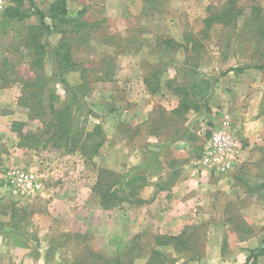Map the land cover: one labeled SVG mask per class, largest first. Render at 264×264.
Masks as SVG:
<instances>
[{
	"label": "rangeland",
	"instance_id": "1",
	"mask_svg": "<svg viewBox=\"0 0 264 264\" xmlns=\"http://www.w3.org/2000/svg\"><path fill=\"white\" fill-rule=\"evenodd\" d=\"M35 1L40 9L47 11L54 0ZM68 3L72 14L85 10L82 17L90 24L87 30L78 34L79 39L72 46L75 58L88 69L85 74L88 77L86 100L91 109L98 113V117L89 119L88 127L102 123L109 135L113 131L111 114L115 107V87L131 82L135 84L142 73L145 75L144 69L147 71L166 66L163 83L168 76H172L177 77L178 84L190 87L195 79L205 78L214 84L216 92H222L223 72L229 67L264 65V0H159L156 9L150 8L144 0H68ZM229 6L239 9L234 20L227 24L217 21L210 29H206L207 17L213 13H221ZM3 11L4 9H0V69L6 57L4 68L7 69V74L4 82L0 78V103L6 101L7 105H14L17 102L16 108L25 121L24 130H35L40 122L30 120L27 109L19 105L23 94V80L33 77L29 67L30 50L19 37L28 33V28L23 24L13 25L4 20ZM60 37L59 34H54L49 37V41L55 45ZM191 38L198 42L194 48L191 45L187 50L186 46ZM17 39L18 45L14 46ZM164 39H173L180 45L176 52L171 53L175 57L174 62L169 58L166 45L161 44ZM113 64L114 72L116 69L127 70L120 74V83L116 82V75H112L107 81L99 80L102 70H111ZM46 70L50 74L51 66L47 65ZM83 74L81 71H72L68 79L73 85L79 86L84 81ZM57 89L64 98L62 85L57 84ZM121 93L123 94V90ZM211 98L212 96L210 102ZM210 102L207 101L206 107H209ZM206 107L197 113V118L206 114ZM222 110L224 109L220 107L218 114H222ZM224 113L222 119L227 114ZM210 129L208 128L209 133ZM110 154L111 152L105 153L101 163L114 171H123L125 167H121L119 161V164L113 163ZM256 165L261 167L252 173L257 178L240 187L241 195L228 204L224 201L216 205L217 211H222L223 215L217 213L219 216L215 219H200L185 228L187 231L184 238L191 236L188 248H176L175 244L158 246L157 235L150 232L135 238L111 237L106 234L107 237L103 234L107 231L106 226L102 224L96 228L99 231L96 236V233L93 234L94 230H89L86 234H64L59 229L52 231L44 226L40 227V222L47 223V220H35L34 223L32 219L39 209L31 205L29 209L17 208L16 216H13L16 211L8 204V215H4L5 205H1L0 225L5 226L7 233L13 235L12 229L17 226L18 229L23 227L21 230L26 231L27 227L32 230L26 231L28 236L23 234V238L19 237V240H26L30 248L1 249L0 264H105L103 260L91 256L90 250L110 258L120 257L122 264H147L150 257L155 258L151 264H188L192 261L189 258L193 256L195 259H206L208 252L201 251L200 245L207 243L224 245L233 239V242L247 240L254 245L257 243L264 246V187H261L264 184V156ZM0 197L6 198V201H14L10 191L3 186L0 187ZM15 201L22 202L17 199ZM40 212H43L41 208ZM157 247H162V250H158L159 256L154 254ZM39 248L42 250L38 251ZM113 264H117L116 261Z\"/></svg>",
	"mask_w": 264,
	"mask_h": 264
},
{
	"label": "crops",
	"instance_id": "2",
	"mask_svg": "<svg viewBox=\"0 0 264 264\" xmlns=\"http://www.w3.org/2000/svg\"><path fill=\"white\" fill-rule=\"evenodd\" d=\"M125 71L115 70L118 84L120 74ZM127 84L115 87V107L111 114L113 131L109 135L105 129V145L92 161L78 151H35L21 147L19 134L12 127L14 122L24 121L16 108L17 102L7 105L6 101H1L0 177L1 170L13 164L47 173L45 189L36 199L18 203L15 198L14 201H6V198L0 197V206L5 205L2 206L4 215L9 212L7 204L16 212L17 208L29 209L31 205L39 209L32 219L34 223L35 220H47V223L40 222V227L52 231L59 229L64 234H86L94 230L96 236L99 235L96 228L102 224L107 229L103 234L111 237L135 238L147 232L157 236H179L200 219H215L219 216L217 213L223 215L222 211H217L216 205L224 201L226 204L232 202L241 195L239 189L242 185L257 178L252 173L261 169L256 164L264 156V70L251 68L224 75V90L216 92V88L211 89V102L210 96L208 99L211 105L206 114L198 118L197 113L201 111L189 110L182 117L176 114L182 98L167 86L152 94L143 73L135 84ZM125 88L127 91H124ZM220 107L231 116L232 129L239 138L236 165L228 175L217 174L200 163L209 135L208 128L219 125L222 120L223 112L218 114L217 111ZM121 126L127 127L132 134L137 133L140 126L143 130L140 134L126 136L120 131ZM148 150L160 153L161 164L158 169L148 170V182L139 192V197L146 202L138 205L124 203L112 209L102 207L93 188L99 168L105 167L101 163L105 153L111 152L109 157L112 162H120L125 172L144 164ZM172 174H176L175 182L167 185ZM22 228L17 226L12 229L16 232L13 237L6 232L5 226L0 225V250H28L29 243L17 237L28 236L26 231L32 229L27 227L25 231ZM255 244L247 240L233 242L232 239L224 245H200L201 251L208 252L206 259L198 257L188 264H244L253 249L263 247ZM157 249L162 250V247ZM41 250L39 248L38 251ZM257 264H264V256L258 258Z\"/></svg>",
	"mask_w": 264,
	"mask_h": 264
},
{
	"label": "trees",
	"instance_id": "3",
	"mask_svg": "<svg viewBox=\"0 0 264 264\" xmlns=\"http://www.w3.org/2000/svg\"><path fill=\"white\" fill-rule=\"evenodd\" d=\"M9 2L3 11L2 18L12 22L13 25L23 24L28 28V33H23V36L19 37L20 40L23 39L24 46L30 50L29 67L33 73L31 79L23 80V94L19 105L27 109L30 120L40 122L35 130L27 131L24 130L25 121L14 122L12 127L19 134V145L35 151L46 149H58L66 153L78 151L87 160L92 161L100 155L105 145L106 132L103 124L99 122L95 123L92 128L88 127L89 119L98 117V113L91 109L86 100L88 77L85 74L88 69L75 58L72 47L79 39L78 34L81 35L90 25L82 17L86 11L80 10L77 14H72L68 0H54L47 11L40 9L35 0H9ZM144 2L152 9L159 6V0H144ZM238 13L239 9L229 6L221 13L210 14L205 20L206 29H210L217 21L226 24L232 22ZM54 34H59L61 37L57 44L52 45L49 37ZM18 42L17 39L13 45L17 46ZM197 42L196 39H189L186 49L188 50L191 45L194 48ZM161 44L166 45L169 58L174 62L175 57L171 53L176 52L180 47L179 43L173 39H164ZM6 63L7 59L4 57L0 69L1 82L7 74L5 73L7 69L4 68ZM47 65L51 66L50 74L47 73ZM251 68L264 70V65L229 67L223 75L231 71L243 72ZM72 71L84 73L82 85L77 86L70 82L68 75ZM165 72L166 66L154 67L146 71L144 80L152 94L159 92L163 86L173 89L182 98L180 108L176 113L181 117L189 110L199 112L206 107L211 89L214 87L209 79H195L188 87L183 83L178 84L177 77L172 76H168L166 82L163 83ZM112 75H114V64L111 70L106 68L102 70L99 80L107 81ZM57 84L62 85L65 91L64 98L59 95ZM159 124L157 121V125ZM142 130L143 126H140L137 133ZM120 131L126 136H134L136 133L135 131L132 134L124 126L120 127ZM159 155L158 151L148 150L144 164L134 166L125 172L114 171L106 167L99 168L93 190L99 195L101 206L105 209H112L124 203L137 205L145 203L146 201L139 197V192L148 182V170L159 168L161 164ZM175 176L176 174H172V179H169L167 185L175 182ZM261 187H264V184ZM16 213L18 212H13V216H16ZM186 231L185 229L179 236H156L157 244L158 246L175 244L176 248L180 246L188 248L191 236L185 239ZM89 253L98 260H103L105 264H113L115 261L117 264H122L120 257L110 258L91 250ZM154 254L160 255L158 249H154ZM260 256H264V246L253 249L244 264H257ZM189 259L196 260L194 256ZM153 260L155 258L150 257L147 264H151ZM73 264L82 263L74 262Z\"/></svg>",
	"mask_w": 264,
	"mask_h": 264
},
{
	"label": "built area",
	"instance_id": "4",
	"mask_svg": "<svg viewBox=\"0 0 264 264\" xmlns=\"http://www.w3.org/2000/svg\"><path fill=\"white\" fill-rule=\"evenodd\" d=\"M9 0H0V9ZM239 138L232 129V118L226 114L219 125L210 129L200 158L201 165L217 174L228 175L237 161ZM0 186L6 187L20 201L36 199L46 186L47 173L19 164L6 165L1 170Z\"/></svg>",
	"mask_w": 264,
	"mask_h": 264
}]
</instances>
